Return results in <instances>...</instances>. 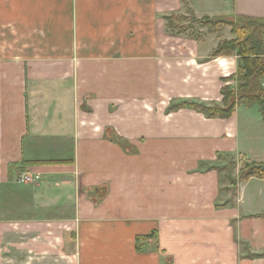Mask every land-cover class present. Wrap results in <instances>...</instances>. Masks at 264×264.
Here are the masks:
<instances>
[{"label":"crops","instance_id":"crops-1","mask_svg":"<svg viewBox=\"0 0 264 264\" xmlns=\"http://www.w3.org/2000/svg\"><path fill=\"white\" fill-rule=\"evenodd\" d=\"M185 2L264 18V0H0V264H264V179L230 180L264 161L260 109L169 110L221 103L238 64L211 57L230 26L167 32Z\"/></svg>","mask_w":264,"mask_h":264},{"label":"trees","instance_id":"trees-1","mask_svg":"<svg viewBox=\"0 0 264 264\" xmlns=\"http://www.w3.org/2000/svg\"><path fill=\"white\" fill-rule=\"evenodd\" d=\"M186 12H172L164 16L167 32L172 35H186L188 37L203 40L205 30L217 33L223 26H230L233 39H224L219 42L212 51L211 57L238 56V64L235 73L225 82L233 80L234 83L225 84L222 89V102H213L207 105L193 99L181 100L172 104L169 110L187 107L203 113L206 117L230 118L236 107L240 104L259 106L264 120V18L248 15H216L199 17L185 2ZM239 176L234 180H248L251 177L264 179V161H242ZM257 216H264L261 213ZM143 236H137L142 240ZM252 254L249 257H256Z\"/></svg>","mask_w":264,"mask_h":264},{"label":"built area","instance_id":"built-area-1","mask_svg":"<svg viewBox=\"0 0 264 264\" xmlns=\"http://www.w3.org/2000/svg\"><path fill=\"white\" fill-rule=\"evenodd\" d=\"M262 85L264 86V80L262 81ZM39 178V175H34L33 173H22L17 177V181L20 183H28V182H32L35 181L36 179Z\"/></svg>","mask_w":264,"mask_h":264},{"label":"rangeland","instance_id":"rangeland-1","mask_svg":"<svg viewBox=\"0 0 264 264\" xmlns=\"http://www.w3.org/2000/svg\"><path fill=\"white\" fill-rule=\"evenodd\" d=\"M186 12V9H185V11L184 12H182V13H185ZM205 30V33L207 34V33H209V31H208V29H204ZM221 35H224L223 34V32H222V34ZM232 71H234V69L232 68V70H230V72H232ZM231 83H234V82H231ZM252 106H256L257 108H259L258 107V105L257 104H255V105H252ZM242 162V161H241ZM230 163H231V161H230ZM234 163V162H233ZM240 166L242 167L243 166V164L241 163L240 164ZM233 168H234V166L232 165V163H231V165H230V168L228 169V172L231 174V173H233ZM239 175H237V177H238ZM236 177V178H237ZM234 178L235 177H233L232 175H231V178H230V180H232L233 181V183H236L237 181H240V180H234Z\"/></svg>","mask_w":264,"mask_h":264}]
</instances>
